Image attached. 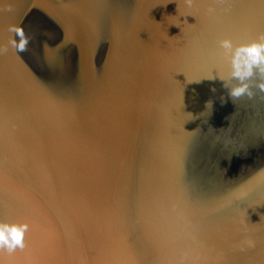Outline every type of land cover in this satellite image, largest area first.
I'll list each match as a JSON object with an SVG mask.
<instances>
[{
  "label": "water",
  "instance_id": "water-1",
  "mask_svg": "<svg viewBox=\"0 0 264 264\" xmlns=\"http://www.w3.org/2000/svg\"><path fill=\"white\" fill-rule=\"evenodd\" d=\"M261 34L264 0H0V264H264V93L218 45Z\"/></svg>",
  "mask_w": 264,
  "mask_h": 264
},
{
  "label": "clouds",
  "instance_id": "clouds-1",
  "mask_svg": "<svg viewBox=\"0 0 264 264\" xmlns=\"http://www.w3.org/2000/svg\"><path fill=\"white\" fill-rule=\"evenodd\" d=\"M186 3L191 6L194 0H186ZM9 31L14 33V37L9 40V45L18 53L27 51L29 38L25 35L23 28L12 25ZM218 45L222 49L223 57L230 64V78L238 82L235 86H230L226 80L220 78L225 82L224 87L228 89V95L233 102L244 95L249 98L255 95L252 91L253 84L250 83L254 76L258 77V82L254 86L264 93V34L256 40L240 44L234 43L230 38H224L219 40ZM7 51L6 46H0V55ZM28 229L29 226L26 223L0 222V251L6 250L12 254L17 249L23 250L26 247L25 235Z\"/></svg>",
  "mask_w": 264,
  "mask_h": 264
}]
</instances>
